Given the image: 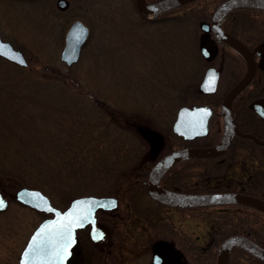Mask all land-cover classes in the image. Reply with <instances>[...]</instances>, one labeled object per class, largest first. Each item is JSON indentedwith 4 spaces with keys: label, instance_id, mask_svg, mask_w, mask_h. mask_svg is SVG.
<instances>
[{
    "label": "rangeland",
    "instance_id": "obj_1",
    "mask_svg": "<svg viewBox=\"0 0 264 264\" xmlns=\"http://www.w3.org/2000/svg\"><path fill=\"white\" fill-rule=\"evenodd\" d=\"M57 1L0 0V33L28 61L21 66L0 57V126L6 129L0 131V157L29 158L33 153L51 158L41 176H31L40 184L24 185L41 189L65 208L77 196H115L110 187L116 181L105 172L111 165L128 166L138 127L169 140L178 109L202 102L196 98L201 75L190 69L197 68L195 61L198 65L191 56L197 21L188 12L208 0L175 8L158 20L146 18L135 0H68L67 10ZM76 19L89 25L91 34L79 61L68 65L61 52ZM11 124L17 131L8 138L6 126ZM68 160H83L79 172H86V177L68 175ZM53 170L60 171L61 180L47 177ZM21 171L28 174L24 165ZM239 174L238 167L229 169L224 182ZM18 182L0 176V191L10 200L0 211V264H19L31 233L51 215L19 202L15 192L23 184ZM142 194L137 209L120 197L118 210L107 216L99 213L100 222L114 233L113 242L109 250L86 242L84 264H154L162 251L168 264H217V256L207 253L205 246L211 225L221 219L214 216L219 207L183 213L161 207L152 213L147 208L156 204L144 190ZM214 210L217 214H210ZM157 221L164 226H155ZM177 232L190 249L189 261L178 247ZM233 261L247 263L237 255Z\"/></svg>",
    "mask_w": 264,
    "mask_h": 264
},
{
    "label": "flooded vegetation",
    "instance_id": "obj_2",
    "mask_svg": "<svg viewBox=\"0 0 264 264\" xmlns=\"http://www.w3.org/2000/svg\"><path fill=\"white\" fill-rule=\"evenodd\" d=\"M60 1H57L58 6L63 10H67L69 1L65 0L64 5ZM148 1L155 2L158 0ZM197 1L199 0H194L182 6L191 7V3ZM227 1L208 0L206 4L194 8L195 10L191 8L194 11L198 10L201 15L197 23L199 33L196 29L194 30L196 39L194 51L191 54L195 58L194 60H198V65L196 66L195 61L193 67L197 68L190 67V69L193 73L198 72V75L202 77L198 79L200 81H198L199 93L196 97L202 102L193 103L189 106L206 105L212 110L208 133L186 138L184 135L175 133L172 124V134L169 140L161 139L157 134H147L148 130L144 128L142 131L140 130L139 134L133 135L137 143L132 146L130 152L132 158L126 164H128L127 168L130 172L145 175L141 181L145 186L144 192L148 195L149 174L167 154L187 148H210L222 141L226 129V118L223 111L225 98L246 76L251 62H253L252 78L233 98L230 111L231 117L239 130L243 133H249L255 138L236 132L225 150L217 155L186 157L174 162L162 174L160 183L164 188L180 193H232L257 197L264 201V6L241 5L230 8L222 16L217 30L213 21L214 14ZM192 10L188 14H191ZM169 11L161 12L157 16H154V14L144 16L148 19L158 20ZM88 27L91 34V27L89 25ZM228 37L234 42H231ZM209 68L217 72L214 73L217 75V84L213 92H205L201 87ZM198 75L195 77L198 78ZM194 84L191 83L189 86ZM177 114L178 111L176 117ZM165 120L169 122V117ZM132 125L135 126L136 124L132 123ZM233 167H238L240 174L232 176V181L224 182L228 170ZM150 198L153 201L152 203L156 204V211H160L161 207H168L183 213L191 210L199 211L204 208L215 209L219 207V214L214 216L218 220L221 219L215 225H211L210 237L205 246V251L216 255L217 259L222 243L236 235L249 238L264 248L263 208L239 200L197 206H180L166 204L151 196ZM215 213L214 210V213L210 214ZM152 217L158 218L159 215H152ZM159 223L157 221L154 225L164 226ZM103 226L105 227V225ZM105 229L108 230L109 236L98 243L92 240L90 227L80 230L69 263L84 264L86 262L88 259L87 251H85L86 246L84 245L86 242L92 241L95 247L109 250L114 233L106 227ZM177 235L180 240L179 242L176 240L178 247L182 249L183 253L185 252L189 261L190 249L186 247L187 243L184 245V235L178 232ZM109 241L110 243H108ZM236 255L242 261L246 259V264H264V259L256 256L243 245L233 246L228 264H234L233 260ZM156 261L153 263L163 264L158 260V256ZM239 264L243 263L240 262Z\"/></svg>",
    "mask_w": 264,
    "mask_h": 264
},
{
    "label": "water",
    "instance_id": "obj_3",
    "mask_svg": "<svg viewBox=\"0 0 264 264\" xmlns=\"http://www.w3.org/2000/svg\"><path fill=\"white\" fill-rule=\"evenodd\" d=\"M191 1L194 0H158L155 2L135 0L136 6L143 14H154V16ZM60 3L64 5L65 0H61ZM241 5L264 6V0H228L214 14L213 21L216 29L218 30V24L222 16L230 8ZM89 36V27L80 19L74 20L66 32L61 59L68 65L77 62L80 59L83 45ZM229 40L234 42L231 38ZM239 46L243 47L242 45ZM0 57L21 66L28 65L23 51L16 48L11 42L4 40L1 33ZM253 64L251 62L249 72L225 98L223 111L226 118V129L222 141L210 148H187L167 154L149 174L148 189L151 197L167 204L180 206H197L239 200L264 209V201L257 197L232 193H180L168 190L160 183V178L165 170L179 159L193 156L217 155L225 150L236 132L255 138V136L239 130L231 117L230 111L233 98L252 78ZM214 73L217 72L209 68L201 83V87L205 92H213L216 89L217 75ZM211 114L212 110L206 105H183L178 110L177 117L173 123V131L184 135L186 138L205 135L209 131V118ZM0 198H3L6 203V207L0 209V211H3L8 208L10 202L1 191ZM15 198L32 208L51 214L44 218L33 231L20 255L19 264H70L71 254L77 243L78 230L90 226V236L96 243L105 240L109 236V232L98 221L96 213L98 210H114L119 205V200L115 196L82 195L71 199L65 208H60L54 205L49 195L41 189L25 185L20 186L16 190ZM235 245H243L249 248L256 256L264 259V248L249 238L236 235L225 240L220 246L217 264H228L231 249ZM158 260L163 264H168V258L164 251L158 254Z\"/></svg>",
    "mask_w": 264,
    "mask_h": 264
},
{
    "label": "trees",
    "instance_id": "obj_4",
    "mask_svg": "<svg viewBox=\"0 0 264 264\" xmlns=\"http://www.w3.org/2000/svg\"><path fill=\"white\" fill-rule=\"evenodd\" d=\"M192 20H196L198 23L201 15L199 14V11H193L191 14H189ZM189 19V18H188ZM196 77H193L192 79H195ZM189 84V83H188ZM186 84L187 86H189ZM13 124L7 125L6 128L8 127L7 131L5 132V137H7V133H9L8 138H11V134H14V131H17L15 129V126L12 127ZM139 128V127H138ZM4 128L0 126V131H2ZM6 131V129H4ZM14 130V131H13ZM1 133V132H0ZM15 135V134H14ZM32 139L36 140L35 137H31ZM11 152V150H10ZM34 152L33 150L30 151ZM112 155L108 153V158H110ZM10 157H13L10 155ZM57 166L59 165V161L61 162L63 158H57ZM51 158L45 157L39 154H33L31 153L29 158H8V159H3L0 157V176H8V177H15L19 181V184H25V185H37L40 184L37 179L33 180L31 179V176L33 174H37L41 176L44 171L46 166L49 164ZM119 160V156H118ZM118 160L116 159V165L118 164ZM86 161V160H85ZM67 166H68V175H72L73 172L77 175H82L86 177V172H79L83 166H84V161H67ZM26 166L28 168V176H30V179L27 180L25 174L22 173L21 168ZM108 166V165H106ZM41 174V175H40ZM55 175L56 177L60 179V171L56 172V170L50 171L48 173V178H52L55 180ZM106 178H110L109 180L113 181L115 179V185L110 187L111 191L113 194L117 195L119 198L121 197V200L123 202L128 201L133 205L134 209H137V207L140 204V200L142 199V191L145 189V186L142 184V178L145 177L143 174H138V173H133L129 172V169L127 167H112L105 172ZM105 177V176H103ZM99 178V176L97 177ZM42 184V183H41ZM124 186V187H123ZM143 189V190H141ZM125 194V195H124ZM156 211V207H148L147 212H152L154 213Z\"/></svg>",
    "mask_w": 264,
    "mask_h": 264
},
{
    "label": "snow or ice",
    "instance_id": "obj_5",
    "mask_svg": "<svg viewBox=\"0 0 264 264\" xmlns=\"http://www.w3.org/2000/svg\"><path fill=\"white\" fill-rule=\"evenodd\" d=\"M113 205H114V202H113ZM6 207V203L5 201L3 200V198H0V209Z\"/></svg>",
    "mask_w": 264,
    "mask_h": 264
}]
</instances>
